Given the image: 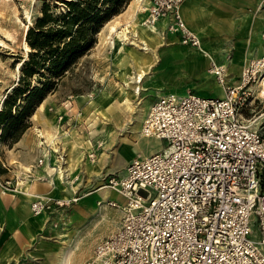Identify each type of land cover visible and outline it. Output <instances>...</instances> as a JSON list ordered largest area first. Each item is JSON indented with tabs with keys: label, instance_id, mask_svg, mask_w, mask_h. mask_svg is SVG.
<instances>
[{
	"label": "built area",
	"instance_id": "1",
	"mask_svg": "<svg viewBox=\"0 0 264 264\" xmlns=\"http://www.w3.org/2000/svg\"><path fill=\"white\" fill-rule=\"evenodd\" d=\"M135 1L145 23L156 27L164 18L182 44H199L179 12L183 0ZM263 58L246 64L237 85L223 82L224 67L212 62L208 72L224 85L221 96L169 91L152 101L141 132L166 144L105 176L103 186L125 199L105 201L120 206V225L81 264H264V109L243 114L261 99L254 94ZM43 143L36 165L51 152L60 163V144L52 151ZM16 182L5 180L1 193L16 190ZM51 202L34 199L31 212H45Z\"/></svg>",
	"mask_w": 264,
	"mask_h": 264
},
{
	"label": "rangeland",
	"instance_id": "2",
	"mask_svg": "<svg viewBox=\"0 0 264 264\" xmlns=\"http://www.w3.org/2000/svg\"><path fill=\"white\" fill-rule=\"evenodd\" d=\"M42 1L43 0H0V38L6 41L5 46L0 45V106L7 90L17 81L20 72V60L23 56H26L28 50V47L25 46L26 30L35 18L40 15ZM48 1L59 4L58 7L53 9L56 12L63 7L59 0ZM130 2L131 1H128L119 13L112 15L111 18L103 24L96 34L94 45L80 56L75 64L66 71L65 75L59 80L56 89L45 95L44 99L47 98V100L42 106L44 114L40 116L36 113L38 106L42 102L35 108L34 113L29 118L30 125L24 130L18 140H21L22 144L18 145V141H16L9 145V140L0 141V187L3 189L2 185L7 179L16 180L18 182H16V190L6 191L5 193H14L13 202L23 197L19 192V187L21 186L19 183L20 180L26 182H30L33 179L37 181L50 180L51 175L48 174L37 175L32 173L31 176H27L25 167H30L31 172L34 167H38L36 165L37 159L45 152V150H41L44 146L41 145V140H43L45 144L50 145L49 139L51 133H54V126L58 128V131L54 133L55 135H59L60 137L66 136L64 145L68 152V162L72 163L73 167H76L75 170H79V174H77V177L73 181L77 189L69 193L67 200L57 202L60 201L61 198H51V206L43 212L45 215L44 219L43 216H39L43 219V222H39L41 223L40 225L35 219V216L39 214H33L29 208L32 200L28 202V209L32 215H26L23 213L24 211H20L18 207H15L16 210L14 212L17 216H15V221H20L14 224L15 230H23L28 236L26 255L30 256L37 250L40 253L39 257L32 258L39 261L41 264L44 262H52L54 257L57 258V256H54V252L57 250L56 253L58 255L61 248L67 243L77 245L71 257V264L78 259L80 260L79 263L87 259L95 246L93 245V247H91L94 238L102 234L109 223L113 225V229L108 234L115 231L120 225L122 210L120 206L114 207L107 205L105 202L106 199L102 198L101 193L90 195L84 199L82 204H80L81 198H84L86 193L93 192L98 188L96 187L97 185L104 184L107 174H118L120 172L118 164H121V162L122 173H124L125 165L130 158L149 155L161 150L166 144L164 140L146 137L140 134L135 138L136 141L131 143L133 157H130L129 152H126L124 149L120 150L122 137L125 135L134 138L133 135H135V132L137 134L140 130L141 124L135 132L131 130V126L133 125L132 123L135 122L140 110L141 100L143 101L145 111L144 117L147 115L149 109L146 107L148 102L153 101L154 97L146 95L145 91L140 95V103L136 101L133 102L134 111L131 113L129 112L130 115L127 113L122 115L121 113L120 118H117L115 115L112 116V114L109 113L111 115L110 120L105 119V121L102 122L97 119L93 125H89V123L79 115V112L85 111L89 107L88 100L98 97L103 91L106 92L107 99L111 103L119 104L120 101H122V78L117 72L118 63L113 60V56L117 51L114 45H112L114 38L109 32L107 23L110 21H118L120 23L118 26L122 27L126 21L122 18V11L128 7ZM26 11H28V16ZM129 18V16H126V19ZM4 32H7L8 35ZM159 39L161 42V36ZM131 41L132 39L122 40V47L118 49L120 51L122 50V56L127 54L126 47L133 46V44L131 45L130 43ZM261 56H264V48L259 55L252 59H258ZM248 61L249 60H247V62ZM166 66L170 69V63ZM213 78L215 79V77ZM195 81H193V83ZM213 84L217 85L218 83L214 82ZM189 88L191 91L195 90V88ZM175 90L176 88L173 87L165 89V91L179 94L186 91L181 89ZM254 95H256V93ZM67 103H69V105H67ZM74 106L78 107L79 111L77 113H74L76 109V107L74 109L72 108ZM96 106L98 107L100 104ZM251 109L263 110L264 99L261 98L257 100L256 98L250 109L249 107L244 109L243 114L245 116L250 115ZM67 110H69V113L73 114L69 117L72 121H69V124L66 123L67 121L64 123L58 122L57 115L63 114L65 117ZM34 114H36V116H34ZM32 117H35V122L32 120ZM69 118L67 120H69ZM41 123L46 124L42 129ZM65 130L67 131L61 134ZM109 134L114 135L113 140L110 138ZM87 140L90 141L93 146H98V148H103L107 145L105 154L102 156L101 154L98 155L99 153L93 149V147L91 149L88 148V145H86ZM90 153H92L93 156L89 157ZM51 156H53L54 161V153H46L43 164L52 160ZM99 156L101 157L99 168L95 172H92L91 175H88L89 173L86 171L87 164H94L88 159L96 161ZM55 166L54 163L52 167ZM105 190L107 191L106 196H108L111 193V189L106 188ZM97 198L98 201L99 199L101 200L100 205L96 203ZM123 199V197L122 199L120 197L118 198L119 201L122 200V204L124 203ZM101 216L103 219H108L107 223L103 222L99 224L98 222L95 226L96 228H94L93 221L95 218H101ZM0 226L3 227V224H0ZM257 235V233H254L252 236L257 237ZM48 240L55 241L54 243L57 245L52 244V247H50L51 244ZM89 249L91 251L88 253Z\"/></svg>",
	"mask_w": 264,
	"mask_h": 264
},
{
	"label": "crops",
	"instance_id": "3",
	"mask_svg": "<svg viewBox=\"0 0 264 264\" xmlns=\"http://www.w3.org/2000/svg\"><path fill=\"white\" fill-rule=\"evenodd\" d=\"M131 1L134 12L137 14L139 19H143L146 13L137 12L136 1ZM127 8L128 7L122 11V18L125 20H127L126 16L130 17L129 12L133 11L127 10ZM180 13L185 24L199 35L202 46L206 51H208L212 58L210 59L206 55L200 53L195 47L182 44L177 33H170L167 31L165 19L159 20L156 24L155 30L161 36L162 40L160 43L156 42L153 44V66L141 83L142 85L140 95L145 91V94L154 97V100L158 95L169 92L164 90L166 88L173 87L176 88V90L181 89L185 91L187 89L189 90V87H192L195 88L194 92L202 95L221 96L222 89L219 87V84H213L217 81L213 78L214 76L208 72L207 68L212 62L219 64L225 63L227 65V83L233 85L238 82L241 69L246 64L247 60L259 55L264 48V0H184L180 4ZM119 59H121V61ZM113 60L118 63L117 72L122 78L123 86L124 78L130 73L131 59L127 54L122 56L121 51H119V53L116 52V54L113 56ZM168 63H170V69L166 66ZM125 64L127 65L125 66ZM193 81L195 82L193 83ZM46 100L47 98L42 101L36 110V113H38L40 116L44 114L42 106ZM89 101L90 99L88 100V104ZM151 103L152 101H149L146 107L149 108ZM75 107L76 106L72 108L74 109ZM140 109L145 112L142 100ZM78 111V107H76L74 113H77ZM84 112L85 111L79 112V115L85 120L88 118L89 125H93L95 123L94 118H89L90 113L85 118ZM71 115L73 114L69 113V110H67L65 116L67 124H69V121H72L71 118H69ZM34 116H36V114H34ZM68 118L69 120H67ZM143 119L144 114L138 126L142 123ZM32 120L35 122V117H32ZM44 126H46V124L41 123V129ZM54 127L55 130L53 132L55 133L58 131V128L56 126ZM66 131L67 130L61 134L65 133ZM54 133H51L49 141L52 143V138L54 137V141L60 144L61 148L63 147L62 149L66 151L64 165H60L58 167V164L60 163L53 161V156H51L52 160L48 161L42 166L34 167L32 169L33 174L51 175L50 180L37 181L36 179H33L30 182L20 180L19 183L21 182V186L19 187V192L23 197L19 198L16 202H13L15 196L14 193L2 194L0 187V224H3V227L0 226V264H41L39 261L32 258L39 257L40 253L37 250L30 255L31 257L26 255L28 236L25 232H23V230H15L14 224L16 222H20L15 221V207H18L20 211H24L23 213L26 215H32L28 209V202L34 197L38 195L47 196L49 195L48 192H52V195L50 194L47 197H59L66 199L68 198L70 192L72 193L77 189V186L74 183H72V187H74L72 191L62 187L60 184L51 183L53 182L55 174L59 170L64 171V168H68L70 170L72 176L74 177L73 181L77 177V174H79V170H75L76 167H73L72 163L68 162V152L66 150V146L64 145V139L66 136L60 137ZM138 135H140L139 132L137 134L135 132V135H133L134 138L124 135L120 142V150H122V142H128L131 144ZM21 142L22 141L20 140L17 144H22ZM51 145L52 144H50V146ZM86 145H88V148L90 149L92 147L95 150L100 149L98 146H93L88 140L86 141ZM41 150L43 151L45 149ZM131 156L133 157V155ZM88 160L93 162L95 165V167L89 171L86 169V171L89 173L88 175H91L92 172H95L99 168V163L97 160ZM54 163L56 165L55 167L58 168L50 169L49 167H52ZM118 165L120 169L119 173H122V162ZM26 184L27 188L29 187L27 192L33 194L28 198L23 191L24 185ZM96 187L98 188H96L93 192H88L85 194L86 196L84 198H81V204L84 202V199L90 195H96L100 192H102L101 196L103 199H114L118 203L122 204V200H118L119 197L122 199L120 194L111 190V193L106 196L107 191L105 189L109 187H105L103 184H99ZM97 201L98 198L96 199V203ZM123 201L125 202L124 199ZM39 216H43L44 219L45 215L42 213L38 216H35L36 222L39 221ZM107 221L108 219H103L102 216L101 218L99 217V219L95 218L93 221V227L96 228L95 226L98 224V222L101 224L103 222L107 223ZM38 224L40 225L41 223L38 222ZM112 229L113 225L109 223L104 229L103 233L94 238L91 247H93V245H95L99 239L101 240L109 235L108 233ZM54 242L55 241H49L51 244L50 247H52V244H56ZM89 251L91 250L89 249L88 253ZM56 252H54V256H57ZM55 259L56 257H54V260ZM54 260H52V262H44L42 264H54ZM85 260L86 259H84L81 263H83ZM79 262L80 260L78 259L76 262L73 261V264H81Z\"/></svg>",
	"mask_w": 264,
	"mask_h": 264
},
{
	"label": "trees",
	"instance_id": "4",
	"mask_svg": "<svg viewBox=\"0 0 264 264\" xmlns=\"http://www.w3.org/2000/svg\"><path fill=\"white\" fill-rule=\"evenodd\" d=\"M43 0L40 15L26 30L28 45L16 83L0 106V141H18L29 118L45 95L96 41V34L112 15L131 0Z\"/></svg>",
	"mask_w": 264,
	"mask_h": 264
},
{
	"label": "bare ground",
	"instance_id": "5",
	"mask_svg": "<svg viewBox=\"0 0 264 264\" xmlns=\"http://www.w3.org/2000/svg\"><path fill=\"white\" fill-rule=\"evenodd\" d=\"M127 10H130V11L133 10L132 1L128 5ZM136 10H137V7H136ZM137 12H139V11L137 10ZM179 12H180V5H179ZM26 13L28 16V11H26ZM129 15H130V19H127L122 27L118 26V25H120V23L118 21H115V22L110 21L107 23L109 32H110V34L113 35L112 37L114 38V40L112 41L113 42L112 45H114L116 51L122 47V40L132 39V41L130 43H131V45L133 44V46H130V47H126V45H125L126 53L129 56V58L131 59V61H130V73L128 74L127 77L124 78V83H123V87H122V91H123L122 101H120L119 104L118 103H116V104L111 103L107 99L106 92L103 91V92H101V94L98 97H95L94 99L89 101V105H88L89 107L84 112L85 118H86V116H88L89 113H90L89 118H94L95 121L97 119H99V121L101 120L102 122L105 121V119L110 120L111 115L109 113H111L112 116L115 115L117 118H120L121 113L123 115L126 113L129 114V112L131 113L134 111V106H133L134 101L140 103V93H141L140 91H141V85H142L141 83H142L143 79L145 78V76L150 72V70L153 66V64H152V58H153V54H154L153 44L156 42L160 43V39H159L160 35L155 30L154 26L145 23L144 19H139V17L134 12V10L132 12H129ZM162 19L164 20V18H162ZM4 33H6L8 35L7 32H4ZM197 36H198L199 44L196 46H190V47H196L197 51H199L200 53L206 55L207 57H209L211 59L212 57L209 55L208 51H206L205 48L202 46V43H201V40H200V37L198 34H197ZM0 45H3V46L6 45V41L2 38H0ZM25 46L28 47L26 42H25ZM119 51L120 50H118L117 52L119 53ZM119 60L121 61V59H119ZM251 61H252V59H250L246 64H248ZM258 63H259V66L262 65V68H263L264 67V58L262 61H260ZM246 64L242 67L241 73L244 70ZM119 65H120V63H119ZM126 65L127 64H125V66ZM216 65H220V64L216 63ZM221 65L225 69V76L223 77V82L227 83V65L225 63H221ZM210 67H211V64L207 68V70H209ZM241 73H240V76H241ZM239 82H240V79L238 77V82L234 85L239 84ZM217 83L219 84V87H221V89H222L221 91H222V95H223L224 85L219 81H217ZM255 88H256L255 93L257 94V97H261L264 99V68H263L262 73L260 74V76L257 79ZM97 104L98 105L100 104V106L97 107L96 106ZM67 105H69V103H67ZM106 111H107V113H106ZM143 114H144L143 110L140 109L138 112L137 118L135 119V122L132 123L133 124L131 126L132 131L135 132L140 120L142 119ZM124 116H127V115H124ZM129 117H127V118H129ZM145 118H146V115H145V117H144V119L140 125L139 133L141 135H142L141 128H142V125L145 121ZM86 121L88 122V118H86ZM109 136L112 140L114 139V135L109 134ZM135 141L136 140H134L132 143H134ZM50 144H52L51 145V147L53 148L52 151H55L57 148H56V142L54 141V137L52 138V143L50 142ZM100 145H101V143H100ZM106 146L107 145H105L103 148L96 149V151L99 153L98 155L101 154V156H102L103 154H105ZM122 149H124L126 152H129L130 157H132L131 156L133 153L132 152V144H129L128 142H122ZM90 156H93V154L90 153L89 157ZM64 157H62V159L60 160V164H58V167L60 165L64 164V162H65ZM100 160H101V157L99 156L97 159L99 164H100ZM58 167H49V168L55 169ZM94 167H95L94 164H92V165L87 164V170L88 171L93 169ZM25 168H26V170L31 169L29 167H25ZM73 178L74 177L72 176V173L70 172V170L68 168H66V169L64 168V171L59 170L55 174V176L53 178V182H51V183L60 184L62 187L67 188L69 191H72L74 189V187H72ZM105 187H106V185H105ZM28 188H27V184L24 185L23 191H24V194L27 196V198L33 195V194L27 192ZM113 191H115V190H113ZM48 193H49V195L50 194L52 195V192H48ZM100 193H102V192H100ZM49 195H47V196H49ZM47 196L38 195V196L34 197L32 200L37 199V198H42V199L43 198H53V197H47ZM67 199L68 198H66V199L61 198L60 202L62 200H67ZM97 204L100 205L99 203H97ZM42 213H40V214H42ZM38 220H39L38 222H42V219L40 217H38ZM76 248H77L76 244L71 245V244L67 243L65 246H63L61 248L59 254L57 255V258L54 260L53 263L54 264H71V257L73 256V253L75 252Z\"/></svg>",
	"mask_w": 264,
	"mask_h": 264
}]
</instances>
